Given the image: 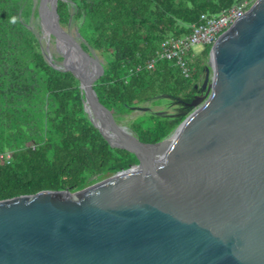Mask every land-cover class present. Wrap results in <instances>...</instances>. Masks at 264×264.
I'll use <instances>...</instances> for the list:
<instances>
[{
  "label": "water",
  "instance_id": "1",
  "mask_svg": "<svg viewBox=\"0 0 264 264\" xmlns=\"http://www.w3.org/2000/svg\"><path fill=\"white\" fill-rule=\"evenodd\" d=\"M57 9L40 0L42 29L67 48L71 66L59 69L80 80L109 144L141 161L74 193L0 201V264H264V0L211 46L203 95L155 144L116 126L94 90L98 63Z\"/></svg>",
  "mask_w": 264,
  "mask_h": 264
},
{
  "label": "trees",
  "instance_id": "2",
  "mask_svg": "<svg viewBox=\"0 0 264 264\" xmlns=\"http://www.w3.org/2000/svg\"><path fill=\"white\" fill-rule=\"evenodd\" d=\"M37 1L0 0V201L74 193L141 161L109 144L85 110L80 80L48 61L34 23ZM245 1L256 0H58L57 18L62 28L77 24L81 48L98 63L94 90L114 117L156 99L179 106L176 114L146 113L131 125L139 141L155 144L193 111L211 47L191 60L188 78L175 62L151 70L145 64L164 39L189 34L202 14Z\"/></svg>",
  "mask_w": 264,
  "mask_h": 264
},
{
  "label": "built area",
  "instance_id": "3",
  "mask_svg": "<svg viewBox=\"0 0 264 264\" xmlns=\"http://www.w3.org/2000/svg\"><path fill=\"white\" fill-rule=\"evenodd\" d=\"M251 6L250 2L245 1L224 9L218 14H202L199 22L191 25L189 34L180 37L170 36L164 39L155 55L145 64V68L154 69L158 62L166 60L175 62L182 74L186 78L190 77L192 74L190 62L198 55L194 52V47L196 45L211 47L218 37L242 17ZM142 68V66H138L137 69L141 70ZM2 157L10 159L11 156L8 154Z\"/></svg>",
  "mask_w": 264,
  "mask_h": 264
},
{
  "label": "rangeland",
  "instance_id": "4",
  "mask_svg": "<svg viewBox=\"0 0 264 264\" xmlns=\"http://www.w3.org/2000/svg\"><path fill=\"white\" fill-rule=\"evenodd\" d=\"M39 1L40 0H38L36 4L39 3ZM34 23L35 26L37 25L38 27L37 34L42 42L48 61L58 68L65 69L69 67V62L65 60V55L62 53V50L65 51V49H59L57 47L54 36L51 35L50 38H45V31L42 29V27L40 28V20H37ZM63 28L75 41H82L80 34L78 33L77 24L75 22H72ZM204 48L205 47L203 45H196L194 47V52L199 54ZM83 63L86 67L90 66L89 61H87V63L83 61ZM154 102H156V104L148 102L140 105L139 109H136L131 114L117 115L114 118L116 126L122 129L128 137H136L131 125L133 122H135V120H138L139 117L145 115L146 113L162 112L164 114H176L177 111H179V106L171 104L169 99H156Z\"/></svg>",
  "mask_w": 264,
  "mask_h": 264
},
{
  "label": "bare ground",
  "instance_id": "5",
  "mask_svg": "<svg viewBox=\"0 0 264 264\" xmlns=\"http://www.w3.org/2000/svg\"><path fill=\"white\" fill-rule=\"evenodd\" d=\"M46 25H47V23H46ZM44 36H45V38H50L51 37V35H49L48 33H44ZM56 45H57V47L59 48V49H61V48H63V49H65V51L64 50H62V53L65 55V56H67V48H66V46H65V44L61 41V40H56ZM67 59V58H66ZM68 62H69V59L67 60ZM82 62H80V64L78 63V70H81L84 74H83V79L84 80H86V76H87V74H90L91 72H92V65L90 64V66H85L84 65V63H83V61L84 60H81ZM69 66H71L70 64H69ZM75 66V65H74ZM88 109H89V111H90V113H92V117H93V119L96 121V122H99V117H97V116H95V113H94V110H93V108L90 106V105H88Z\"/></svg>",
  "mask_w": 264,
  "mask_h": 264
},
{
  "label": "flooded vegetation",
  "instance_id": "6",
  "mask_svg": "<svg viewBox=\"0 0 264 264\" xmlns=\"http://www.w3.org/2000/svg\"><path fill=\"white\" fill-rule=\"evenodd\" d=\"M198 95H203V94H198Z\"/></svg>",
  "mask_w": 264,
  "mask_h": 264
}]
</instances>
